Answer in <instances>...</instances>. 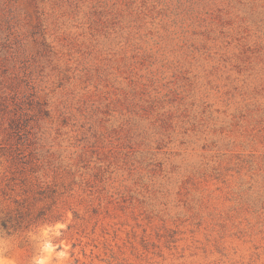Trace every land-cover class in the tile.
<instances>
[{
    "label": "rangeland",
    "instance_id": "rangeland-1",
    "mask_svg": "<svg viewBox=\"0 0 264 264\" xmlns=\"http://www.w3.org/2000/svg\"><path fill=\"white\" fill-rule=\"evenodd\" d=\"M0 101V264H264V0H0Z\"/></svg>",
    "mask_w": 264,
    "mask_h": 264
},
{
    "label": "trees",
    "instance_id": "trees-1",
    "mask_svg": "<svg viewBox=\"0 0 264 264\" xmlns=\"http://www.w3.org/2000/svg\"><path fill=\"white\" fill-rule=\"evenodd\" d=\"M0 102H1V101H0ZM2 226H3L5 229H7V222L3 221V222H2ZM102 261H103V260H102ZM108 264H111V263L109 262Z\"/></svg>",
    "mask_w": 264,
    "mask_h": 264
}]
</instances>
